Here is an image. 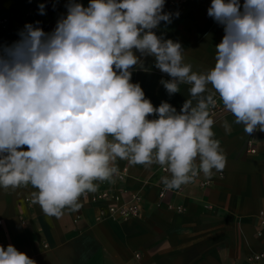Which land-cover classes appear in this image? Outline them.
<instances>
[{
    "label": "clouds",
    "instance_id": "1",
    "mask_svg": "<svg viewBox=\"0 0 264 264\" xmlns=\"http://www.w3.org/2000/svg\"><path fill=\"white\" fill-rule=\"evenodd\" d=\"M65 7L51 32L39 21L25 24L17 41L0 45V187L30 183L38 189L33 203L59 218L81 207L95 181L118 174L117 158L164 167L168 190L198 175L197 158L210 179L226 165L209 112L216 94L248 135L264 131V0H211L207 15L224 35L204 74L183 63L179 42L153 31L179 17L164 11L165 0H89L87 7L68 0ZM147 56L172 78L161 80L170 96L191 85L195 106L189 99L177 112L145 98L130 69L143 68ZM208 85L214 92L205 96ZM0 264L35 262L9 244L0 246Z\"/></svg>",
    "mask_w": 264,
    "mask_h": 264
},
{
    "label": "crops",
    "instance_id": "2",
    "mask_svg": "<svg viewBox=\"0 0 264 264\" xmlns=\"http://www.w3.org/2000/svg\"><path fill=\"white\" fill-rule=\"evenodd\" d=\"M77 2L85 7L89 4V0ZM41 3L45 15L39 14ZM66 3L68 0H0V45L17 41L25 24L36 26L39 21V27L51 32L66 14ZM210 5L211 0H187L177 7L165 0L164 11L179 12V17H173L171 24L161 22L153 30L163 39L179 42L183 63L197 74L214 68L216 45L224 35L223 27L207 15ZM141 60L143 68L130 69L131 82L140 84L154 107L167 102L179 112L189 99L195 106L198 98L191 97L190 84H180L179 92L170 96L161 80L172 78L155 67L154 57ZM211 92L214 89L208 85L203 95ZM214 99L222 103L218 94ZM212 130L226 165L222 171L212 170L207 185L201 182L209 178L200 173L179 189L168 190L161 178L171 174L162 172L159 164L132 165L117 158L118 174L111 181H95L97 190L79 198L81 207L77 211L65 208L59 218L47 216L33 203L32 194L38 189L30 183L0 187V244L5 248L13 245L35 264H264V227L259 226L258 217L264 211V131L257 129L248 135L226 109ZM249 146L257 151L248 152ZM195 164L199 168L198 158ZM161 190H165L162 197ZM103 191L110 194L109 199L92 198ZM113 201H134L138 215H109L107 205Z\"/></svg>",
    "mask_w": 264,
    "mask_h": 264
},
{
    "label": "built area",
    "instance_id": "3",
    "mask_svg": "<svg viewBox=\"0 0 264 264\" xmlns=\"http://www.w3.org/2000/svg\"><path fill=\"white\" fill-rule=\"evenodd\" d=\"M171 5L173 6H177V7H180L182 6L187 0H167ZM2 22H5L6 19H2L1 20ZM146 99H148L146 96H145ZM216 100V106L215 108H212L211 106L209 107V112H210V118H212L214 121L219 118V116H221L224 111H225V107L222 103H220L217 99ZM152 119L156 118L155 115L151 116ZM247 151L250 152V153H255L257 151V149L254 147V146H249L247 148ZM161 171L162 172H168L166 171V169L164 167H160ZM198 170V175L200 173H203L202 171H199V168H197ZM197 175V176H198ZM197 176L192 180L194 181ZM191 181V182H192ZM210 182V179H205L201 182L202 185H207L209 184ZM165 193V190H161L159 192V196L162 197ZM92 198L94 200H102V199H109L110 198V194L106 191H103V192H100V193H94L92 195ZM132 199H137L136 196H131ZM135 201V200H134ZM128 202V203H122V204H117L116 202H110L108 205H107V213L109 215H117L118 217H121V218H129V217H134L136 215H138V206L136 205L135 202ZM178 210H181V207L178 206L177 207ZM258 217H259V226L262 228L264 227V211H260L259 214H258ZM0 224H1V220H0ZM262 234V231L259 230L258 231V235H261ZM0 246H3L5 247L4 245L0 244ZM135 256L138 257V254H135ZM259 255H254V258H258Z\"/></svg>",
    "mask_w": 264,
    "mask_h": 264
}]
</instances>
